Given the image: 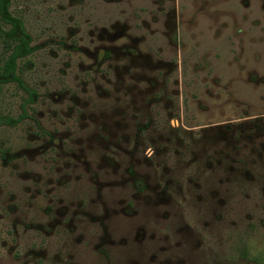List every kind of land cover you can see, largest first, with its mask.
I'll return each mask as SVG.
<instances>
[{
    "label": "rangeland",
    "instance_id": "1",
    "mask_svg": "<svg viewBox=\"0 0 264 264\" xmlns=\"http://www.w3.org/2000/svg\"><path fill=\"white\" fill-rule=\"evenodd\" d=\"M11 12L41 128L0 125V264H264V0ZM27 98L0 85V114Z\"/></svg>",
    "mask_w": 264,
    "mask_h": 264
},
{
    "label": "trees",
    "instance_id": "2",
    "mask_svg": "<svg viewBox=\"0 0 264 264\" xmlns=\"http://www.w3.org/2000/svg\"><path fill=\"white\" fill-rule=\"evenodd\" d=\"M11 2L12 0H0V36L10 49L0 71V85L16 83L29 96L22 104V113L18 118L0 114V125L15 127L28 117L27 105L33 101L36 93L26 87L21 76L17 74L18 62L31 55L34 48L31 46L32 37L26 31L23 20L11 12Z\"/></svg>",
    "mask_w": 264,
    "mask_h": 264
},
{
    "label": "flooded vegetation",
    "instance_id": "3",
    "mask_svg": "<svg viewBox=\"0 0 264 264\" xmlns=\"http://www.w3.org/2000/svg\"><path fill=\"white\" fill-rule=\"evenodd\" d=\"M107 59H108V57H107V55H105V56H104V60H107ZM96 61H97V60H96ZM33 92H35V91L33 90ZM35 93H36V92H35ZM28 97H29V96H28ZM37 99H38V94L36 93V95L33 96V101L27 105V113H28V117H27L23 122H26V121H28V120L35 121L37 127H40V128H41L40 123H39L38 121H36L35 118H34V116L29 112V106H33V105L37 102ZM95 111H96V110H95ZM96 117H97V116H95V119H96ZM95 119H94V120H95ZM23 122H21L20 124H22ZM153 123H154V122H153ZM43 132H44L45 134H47L46 131H43ZM111 145H114V148H115V147L118 145V143L116 142V144H111ZM112 154H114V153L112 152ZM110 155H111V154H110ZM141 188H144V187L141 185V187H140V188H137V189L140 191ZM145 188H146V187H145Z\"/></svg>",
    "mask_w": 264,
    "mask_h": 264
}]
</instances>
